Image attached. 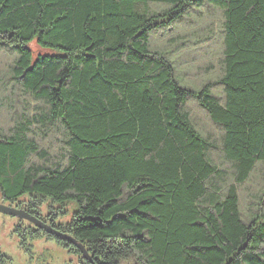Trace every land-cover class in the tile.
<instances>
[{"label":"trees","instance_id":"trees-1","mask_svg":"<svg viewBox=\"0 0 264 264\" xmlns=\"http://www.w3.org/2000/svg\"><path fill=\"white\" fill-rule=\"evenodd\" d=\"M190 29L197 82L155 45ZM2 55L4 201L73 206L93 264H264V0H0Z\"/></svg>","mask_w":264,"mask_h":264},{"label":"rangeland","instance_id":"rangeland-1","mask_svg":"<svg viewBox=\"0 0 264 264\" xmlns=\"http://www.w3.org/2000/svg\"><path fill=\"white\" fill-rule=\"evenodd\" d=\"M214 25L219 29L220 23L217 19L214 20ZM213 26V25H212ZM213 33L212 38H216L219 34L218 31ZM189 34H169L165 36H157L155 39V45L164 51H171L174 55L173 58H180L185 63L182 67L192 79L203 80L207 73V66L212 62V66L218 67L217 49L211 54L215 55L214 59L201 53L206 49L197 50L196 48L202 44H208L201 41L208 34L202 30H188ZM194 34V35H190ZM199 34V35H197ZM204 35L203 37L201 35ZM200 41V42H199ZM215 48V46H214ZM30 49L33 51L34 56L38 55H52L50 50L42 49L35 42L30 45ZM199 49V48H198ZM216 57V58H215ZM188 64H190L188 66ZM12 58L7 55H2L0 59V67L4 79L7 80L11 77ZM215 67V68H216ZM212 77L216 76V71L210 73ZM195 116L206 124V131L210 129L207 121L203 119L201 114L198 113V109L194 108ZM8 115L5 113L4 126L8 124ZM208 125V126H207ZM218 135V133H216ZM31 201H35L29 196H25L19 200L16 204H11L4 201L0 193V205L5 207L20 206L25 208L31 204ZM41 215V218L45 222H55L54 224H67L73 217L74 208L68 206L67 213L62 215L59 210L60 206L52 204L50 200H46L42 206H35ZM41 231V230H40ZM0 253L5 257V264H81V258L79 255L71 252L68 248L60 245L56 240H50L34 229L32 224L27 221L22 222L17 218H13L8 215L0 214ZM126 264H132L131 262Z\"/></svg>","mask_w":264,"mask_h":264},{"label":"water","instance_id":"water-1","mask_svg":"<svg viewBox=\"0 0 264 264\" xmlns=\"http://www.w3.org/2000/svg\"><path fill=\"white\" fill-rule=\"evenodd\" d=\"M0 214L8 215L13 218H17L21 221H28L31 224H33L37 229L43 231L49 236L68 242L69 244L78 248V250L81 252L82 254L81 260H88L91 262V264H93L92 261L93 257L89 256L86 250L80 244H78L75 239H73L69 235L62 234L61 232L54 229L51 225L44 223L41 219L34 217L33 215L27 213L22 209H18L16 207H5L2 205H0Z\"/></svg>","mask_w":264,"mask_h":264},{"label":"flooded vegetation","instance_id":"flooded-vegetation-1","mask_svg":"<svg viewBox=\"0 0 264 264\" xmlns=\"http://www.w3.org/2000/svg\"><path fill=\"white\" fill-rule=\"evenodd\" d=\"M34 217H37V218H39L38 216H36V215H34ZM39 219H41L44 223H47L48 225H52V223L51 222H45L42 218H39ZM22 222H25V221H22ZM28 222V221H27ZM28 223H30V222H28ZM31 224V223H30ZM32 226L34 227V229L36 230V231H38V232H42V231H40L39 229H37L33 224H32ZM80 257V256H79ZM84 264V263H83Z\"/></svg>","mask_w":264,"mask_h":264}]
</instances>
